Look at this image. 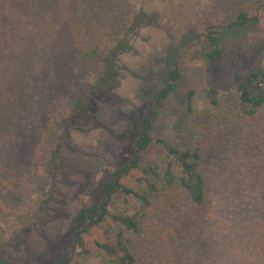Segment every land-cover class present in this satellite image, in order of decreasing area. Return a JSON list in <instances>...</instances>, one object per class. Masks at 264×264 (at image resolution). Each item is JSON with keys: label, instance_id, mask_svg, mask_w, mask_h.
Listing matches in <instances>:
<instances>
[{"label": "rangeland", "instance_id": "1", "mask_svg": "<svg viewBox=\"0 0 264 264\" xmlns=\"http://www.w3.org/2000/svg\"><path fill=\"white\" fill-rule=\"evenodd\" d=\"M241 14L248 22H238ZM0 31L11 37L7 42L3 34L7 45H0V96L11 78H25L28 87L22 110L8 111L17 112L9 136L22 153L9 156L8 144L0 142V158L8 163L6 173L0 159V247L13 241L21 264H63L65 258L114 264L116 256L97 244L118 241L125 226L113 217L139 213L137 200L116 194L106 223L85 227L83 247L74 217L97 200L111 172L134 157L138 121L157 111L154 144L123 183L141 193L150 179L146 168L162 174L172 164L179 174L158 139L180 148L200 143L212 208L194 222L185 191L169 186L151 196L143 232H125L124 240L135 242L139 264L240 262L231 238L264 233V108L243 114L235 72L247 77L264 70V0H0ZM211 33L223 51L216 60L208 57ZM116 48L114 80L94 100L91 117L74 119L83 130L70 131L73 148L59 145L58 124L76 92L102 76L104 58ZM174 68L182 75L178 88L158 105L155 96ZM54 151L64 168L48 169Z\"/></svg>", "mask_w": 264, "mask_h": 264}, {"label": "trees", "instance_id": "2", "mask_svg": "<svg viewBox=\"0 0 264 264\" xmlns=\"http://www.w3.org/2000/svg\"><path fill=\"white\" fill-rule=\"evenodd\" d=\"M5 20L9 21V18L5 16ZM135 20H137V17ZM238 22L245 23L248 22V19L244 14H241L238 17ZM234 25H236V23H234ZM6 32L8 31H3L2 35L0 34V45H7L2 41L3 34L5 41L9 42L11 40L10 34ZM209 37L212 45L208 57L213 60L221 58L223 56V51L219 48L220 39L214 36L213 33H211ZM120 51L121 50L116 48L111 51L109 55L105 56L104 63L106 66L102 76L93 84L83 86V88L76 92L69 115L63 118L58 124L60 129V134L58 136L59 145L73 148L70 140V131L76 129L83 130L82 127H78L74 124V119L78 117L89 118L93 115L94 100L101 95L106 88L108 89V84H111V80H114V76H112L111 73L116 66L115 57L119 55ZM181 76V72L178 68L171 69L168 72L165 86L155 96L158 105H161L177 90ZM13 80L14 79L11 78L10 82ZM10 82L8 81L6 83V88H3L6 95L0 96V142H6L8 144V147H6L7 151L4 153L9 156H14L16 153H22L23 146L14 145L10 141V127L14 126V123H16L15 114H17V112L14 111L22 110V104H24L28 94V87L26 79L23 77L15 79L12 82L14 84L12 87ZM235 82L237 84V101L243 108V114L255 116L262 111L264 108V70L256 69L247 77H243L235 72ZM209 92L211 102L216 105L218 103L216 88L212 87ZM13 96L17 99L19 98L15 105L10 103ZM187 106L189 111L192 112L193 98L191 96L187 98ZM12 108H14V111L12 110V115L10 116L8 111H11ZM157 116L158 112L153 111L149 116L138 121L139 125L142 126V131L135 141V146L137 148L136 154L130 162L116 167L111 172L110 177L102 183L97 200L91 205L81 208L74 217V222L79 228L75 231L76 241L83 247V234L87 232L86 228L106 223L108 218L111 217L110 207L116 194L124 193L131 195L137 200L142 207L139 213L124 218L113 217L125 226L118 241L115 244H97L98 247L103 249L109 256H116V259L113 261L114 264H139V260L135 253V242L127 239L124 240L123 234L125 232H131L133 235H138L143 232L147 211L153 204L151 196L155 197L156 194H161L160 192L166 190L169 186H179L185 191L190 201L194 222L196 223L202 221L212 208V199L209 190L210 183L204 171L200 168L202 150L200 143L194 149L191 147L180 148L170 144L164 139H158L157 143L172 159L173 165L177 166L179 174L176 175L173 173L171 169L172 164H169V167L162 174L157 171L156 167H148L145 169V172L150 176V179L146 181L145 192L142 191L141 193H137L133 188L123 183L125 177L129 176L133 170L140 168V163L142 162L140 153L146 151L154 144V138L150 135V132ZM4 161L3 167L7 173L8 163L5 159ZM55 165L57 168L65 167V163L60 159L57 151L53 152L52 158L48 163V169L54 168ZM238 236L239 235H237V237ZM231 239L232 244H230V248L236 252L231 253L238 255L240 258V262L236 264H264V233H259V235L256 236L254 235L247 241L235 239L233 237ZM85 252L87 251L85 250ZM225 252H227V250H225ZM223 259V264H231L225 257ZM69 260V258H65L63 264H69ZM10 262L21 264L18 260L16 246L13 241L3 243L0 247V264H9Z\"/></svg>", "mask_w": 264, "mask_h": 264}]
</instances>
